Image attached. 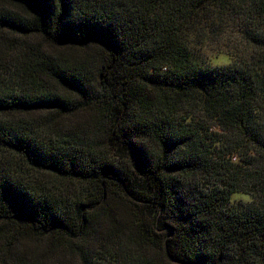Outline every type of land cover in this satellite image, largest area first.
<instances>
[{"label": "trees", "instance_id": "obj_1", "mask_svg": "<svg viewBox=\"0 0 264 264\" xmlns=\"http://www.w3.org/2000/svg\"><path fill=\"white\" fill-rule=\"evenodd\" d=\"M0 264H264V0H0Z\"/></svg>", "mask_w": 264, "mask_h": 264}, {"label": "rangeland", "instance_id": "obj_2", "mask_svg": "<svg viewBox=\"0 0 264 264\" xmlns=\"http://www.w3.org/2000/svg\"><path fill=\"white\" fill-rule=\"evenodd\" d=\"M228 62V57L224 54H220L217 56V58L215 57H210V63L212 65H220V64H225ZM233 201H245L247 200V198L243 195H235L232 197Z\"/></svg>", "mask_w": 264, "mask_h": 264}]
</instances>
